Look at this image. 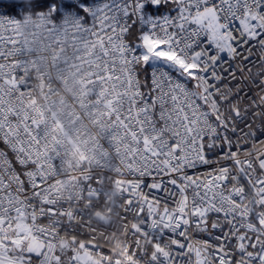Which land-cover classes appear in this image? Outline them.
Returning a JSON list of instances; mask_svg holds the SVG:
<instances>
[{"label":"snow or ice","instance_id":"6c2138e0","mask_svg":"<svg viewBox=\"0 0 264 264\" xmlns=\"http://www.w3.org/2000/svg\"><path fill=\"white\" fill-rule=\"evenodd\" d=\"M0 8V198L20 196L49 246L65 232L73 238L71 248H52L57 259L47 264H76V238L87 237L63 202L42 199L48 128L25 106L23 53L4 19L28 12L93 59V79L103 81L94 96L113 131L127 133L126 212L154 240L176 241L173 264H264L256 240L264 231V0H0ZM193 240L200 244L187 251ZM48 250L16 255L46 264Z\"/></svg>","mask_w":264,"mask_h":264},{"label":"built area","instance_id":"2783aa9c","mask_svg":"<svg viewBox=\"0 0 264 264\" xmlns=\"http://www.w3.org/2000/svg\"><path fill=\"white\" fill-rule=\"evenodd\" d=\"M3 12L0 9V13ZM4 19L13 21V38L23 53L21 59L30 85L25 93V106L38 114L41 123L48 128L47 146L41 156L46 175L51 179L42 199L51 197L53 201L63 202L75 230L87 237L77 238L83 241V252L92 257L95 264H148L149 259L159 264L160 257L164 264H173L169 257L174 259L179 255L173 248L176 241L167 237L164 241L154 240L141 229V222L126 212L124 193L130 182L124 176L127 170L125 144L121 141L127 133L113 131L110 114L101 103L102 97L94 96L96 85L103 81L93 79L96 70L93 59L78 51L82 45L71 35L54 33L48 27L51 21L43 17L28 12L22 13L20 19L8 16ZM257 147L264 151V145ZM48 157L51 159H46ZM21 201L14 193L0 198V262L21 264L13 244L27 239L28 235L42 243L44 249H49L44 252L46 264L57 259L51 254L52 248L59 247L65 238H73L65 232L59 237L58 245L46 244L36 234L40 226L35 225V220L27 222ZM95 215L107 222L96 220ZM19 217L28 228L27 237L18 230ZM256 231L259 233L257 243L264 244V231ZM199 244V241H191L187 251ZM85 245H95L97 250ZM25 248L26 244L22 251ZM73 259L81 264L75 254Z\"/></svg>","mask_w":264,"mask_h":264},{"label":"rangeland","instance_id":"374dc122","mask_svg":"<svg viewBox=\"0 0 264 264\" xmlns=\"http://www.w3.org/2000/svg\"><path fill=\"white\" fill-rule=\"evenodd\" d=\"M5 11V10H4ZM18 230L19 232L24 236V237H27L28 235V228L24 222V220L19 217L18 219ZM30 235H28L27 238H29ZM79 239V238H77ZM79 244L73 248V252L74 254L77 256V259H78V262L81 263V264H95V260L86 255L84 252H83V241L81 239H79ZM72 246L70 245V240L65 238L60 246L58 248H63V249H68V248H71ZM0 264H3L2 262H0Z\"/></svg>","mask_w":264,"mask_h":264},{"label":"water","instance_id":"95a60500","mask_svg":"<svg viewBox=\"0 0 264 264\" xmlns=\"http://www.w3.org/2000/svg\"><path fill=\"white\" fill-rule=\"evenodd\" d=\"M10 2V0H5V4ZM94 218L100 222L106 223L107 220L101 217L100 215H95ZM25 240H22L21 242L14 243V248L18 252L22 250V246L24 245ZM71 243H73V240H71ZM44 249V245L38 241H36L33 236H29L27 240V246L24 250V252H34L37 255L41 253V251Z\"/></svg>","mask_w":264,"mask_h":264},{"label":"bare ground","instance_id":"6f19581e","mask_svg":"<svg viewBox=\"0 0 264 264\" xmlns=\"http://www.w3.org/2000/svg\"><path fill=\"white\" fill-rule=\"evenodd\" d=\"M23 240H25L24 244H26V246H27V240H28V238L27 239H23ZM71 240H73V239H71Z\"/></svg>","mask_w":264,"mask_h":264},{"label":"trees","instance_id":"16d2710c","mask_svg":"<svg viewBox=\"0 0 264 264\" xmlns=\"http://www.w3.org/2000/svg\"><path fill=\"white\" fill-rule=\"evenodd\" d=\"M0 9H2L3 11L5 10L4 8H0ZM77 239V238H76ZM70 245L72 246V243H71V241H70Z\"/></svg>","mask_w":264,"mask_h":264},{"label":"crops","instance_id":"0c3cea01","mask_svg":"<svg viewBox=\"0 0 264 264\" xmlns=\"http://www.w3.org/2000/svg\"><path fill=\"white\" fill-rule=\"evenodd\" d=\"M67 239H69V238H67Z\"/></svg>","mask_w":264,"mask_h":264}]
</instances>
